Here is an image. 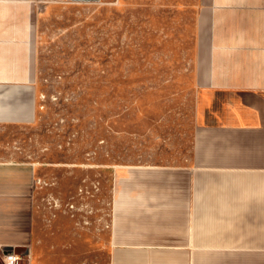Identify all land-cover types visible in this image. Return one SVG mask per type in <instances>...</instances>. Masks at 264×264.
Masks as SVG:
<instances>
[{"label": "crops", "instance_id": "0c3cea01", "mask_svg": "<svg viewBox=\"0 0 264 264\" xmlns=\"http://www.w3.org/2000/svg\"><path fill=\"white\" fill-rule=\"evenodd\" d=\"M40 1L0 0V125L38 116ZM195 62L180 163L116 169L107 264H264V0H198ZM35 173L0 160V249L25 264H78L88 230L33 248Z\"/></svg>", "mask_w": 264, "mask_h": 264}, {"label": "rangeland", "instance_id": "374dc122", "mask_svg": "<svg viewBox=\"0 0 264 264\" xmlns=\"http://www.w3.org/2000/svg\"><path fill=\"white\" fill-rule=\"evenodd\" d=\"M197 5L40 1L38 116L30 126L0 125V160L36 169L34 250L88 230L77 263L107 264L116 169L180 163L195 123Z\"/></svg>", "mask_w": 264, "mask_h": 264}, {"label": "built area", "instance_id": "2783aa9c", "mask_svg": "<svg viewBox=\"0 0 264 264\" xmlns=\"http://www.w3.org/2000/svg\"><path fill=\"white\" fill-rule=\"evenodd\" d=\"M19 256L15 254L5 255L3 262L4 264H18Z\"/></svg>", "mask_w": 264, "mask_h": 264}, {"label": "water", "instance_id": "95a60500", "mask_svg": "<svg viewBox=\"0 0 264 264\" xmlns=\"http://www.w3.org/2000/svg\"><path fill=\"white\" fill-rule=\"evenodd\" d=\"M15 251H17V250H15ZM17 252H18V251H17ZM20 254L22 255V254H24V253H21V252H20Z\"/></svg>", "mask_w": 264, "mask_h": 264}]
</instances>
